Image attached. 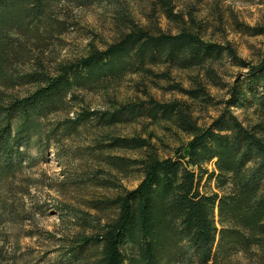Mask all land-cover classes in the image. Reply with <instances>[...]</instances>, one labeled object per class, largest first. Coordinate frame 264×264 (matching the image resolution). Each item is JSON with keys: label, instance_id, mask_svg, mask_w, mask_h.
<instances>
[{"label": "trees", "instance_id": "obj_1", "mask_svg": "<svg viewBox=\"0 0 264 264\" xmlns=\"http://www.w3.org/2000/svg\"><path fill=\"white\" fill-rule=\"evenodd\" d=\"M61 1L0 0V221L28 218L11 186L25 166L21 144L39 148L54 140L62 149L60 142L85 137L84 153L107 170L86 167L73 183L113 194L89 199L94 213H69L78 232L60 254L68 264H237L240 255L264 264V58L254 66L230 44L206 41L194 26L173 34L122 17L104 48L91 44L80 57L49 60V29ZM158 3L168 19L181 21L171 1ZM227 60L247 68L248 78L224 84L219 70ZM175 70L189 72L188 88L171 82ZM135 74L173 83L166 89L186 99L160 101L142 90L145 99L110 100L108 109L95 110L79 95ZM210 85L227 88L231 98L201 126L198 106L217 105ZM232 107L255 109L259 121L245 125ZM61 113L50 127V116ZM138 118L168 121L192 138L163 159L147 139L108 132ZM116 150L146 153L129 158L112 155ZM132 173L143 178L128 189L122 179ZM5 259L0 245V264Z\"/></svg>", "mask_w": 264, "mask_h": 264}, {"label": "rangeland", "instance_id": "obj_2", "mask_svg": "<svg viewBox=\"0 0 264 264\" xmlns=\"http://www.w3.org/2000/svg\"><path fill=\"white\" fill-rule=\"evenodd\" d=\"M169 1L181 21L168 19L158 5V0H62L53 11L57 24L49 29V60L80 57L87 53L91 44L104 48L118 35L122 17H131L142 26L157 27L173 34L183 27L194 26L206 41L230 44L239 57L254 66L264 58V33L257 36L252 34L254 28L264 30V0ZM219 74L224 84L232 85L240 78L246 80L248 69L232 66L227 60ZM170 76L171 82L183 84L186 88L190 86L189 72L175 70ZM173 83L161 79H143L141 74L127 75L106 90L79 92V95L95 110L108 109L110 100L126 103L145 99L142 90L160 101L186 99L180 93L166 89ZM209 87L217 105L203 109L198 106L195 117L201 126L212 123L227 106L225 102L231 98L227 88ZM231 111L245 125L259 121L253 108L244 110L232 107ZM63 116L64 113L52 115L47 123L52 127ZM70 116L75 117L76 114L71 113ZM108 132L120 137L147 139L163 159L174 157L176 150L192 138L168 121L147 118L114 126ZM86 140L85 137L66 139L60 142L62 149L54 140L49 143L42 141L39 148L21 144L26 152L25 166L11 186L15 189V198L25 201V207L19 208V212L28 218L21 224L0 221V245L4 246L6 258L3 264H68L60 254L66 251L68 239L78 232L76 221H72L73 216L69 213H94L87 205L88 200L113 194V190L94 189L84 183L74 185L73 181L80 179L86 167L98 166L92 156L84 153V147L88 144ZM145 153V150H116L111 154L142 158ZM209 168L211 170L214 166L211 164ZM100 169L106 167L101 166ZM142 178L140 173H132L122 179V184L134 189ZM211 187H214V183H211ZM28 188L30 195L25 196L24 190ZM32 207L31 214H27ZM177 264L193 263L181 260ZM237 264L256 263L240 255Z\"/></svg>", "mask_w": 264, "mask_h": 264}]
</instances>
